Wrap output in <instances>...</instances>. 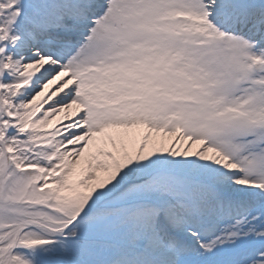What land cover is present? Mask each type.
I'll list each match as a JSON object with an SVG mask.
<instances>
[{"label":"snow or ice","instance_id":"snow-or-ice-1","mask_svg":"<svg viewBox=\"0 0 264 264\" xmlns=\"http://www.w3.org/2000/svg\"><path fill=\"white\" fill-rule=\"evenodd\" d=\"M0 264H264V0H0Z\"/></svg>","mask_w":264,"mask_h":264},{"label":"bare ground","instance_id":"bare-ground-1","mask_svg":"<svg viewBox=\"0 0 264 264\" xmlns=\"http://www.w3.org/2000/svg\"><path fill=\"white\" fill-rule=\"evenodd\" d=\"M191 146V145H190Z\"/></svg>","mask_w":264,"mask_h":264}]
</instances>
